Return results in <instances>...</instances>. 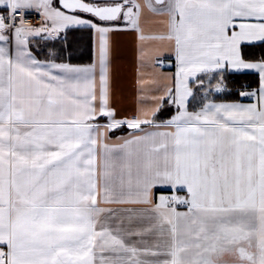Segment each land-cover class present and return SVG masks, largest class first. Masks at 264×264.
<instances>
[{
	"label": "snow or ice",
	"instance_id": "6c2138e0",
	"mask_svg": "<svg viewBox=\"0 0 264 264\" xmlns=\"http://www.w3.org/2000/svg\"><path fill=\"white\" fill-rule=\"evenodd\" d=\"M125 32L175 67L131 114ZM229 70L248 103L213 98ZM0 264H264V0H0Z\"/></svg>",
	"mask_w": 264,
	"mask_h": 264
},
{
	"label": "crops",
	"instance_id": "0c3cea01",
	"mask_svg": "<svg viewBox=\"0 0 264 264\" xmlns=\"http://www.w3.org/2000/svg\"><path fill=\"white\" fill-rule=\"evenodd\" d=\"M84 31V37L74 44L71 50V62L72 63H89L92 55V42L91 37L88 34V30ZM115 45L113 50V71H114V96L113 103L123 114H131L143 101L147 104H151V98L154 95H158L155 91L156 85L151 84V76L149 73H174V57L166 52H161L159 55L165 56L171 59V63L168 59L165 60L164 66L160 67L159 63L155 66L142 65L139 59V52L137 49V43L135 40V33L125 32L114 37ZM42 55V54H41ZM143 73V75H141ZM232 70L225 72V77L228 74H234ZM247 73V72H240ZM143 78L149 83L140 85L137 83L139 79ZM215 83V81H213ZM143 89V91L141 90ZM243 90V89H242ZM241 91V90H240ZM239 91V92H240ZM221 94H214L216 100ZM235 100H239L242 103H248L249 100H244L243 97H239ZM167 103V102H165ZM172 106V105H171ZM198 106V100H190L189 109L192 110ZM173 112L175 106H172ZM128 129L127 125L122 126L120 129ZM130 130V129H128ZM111 135V134H110ZM128 135V134H126ZM126 135H117L126 136ZM112 136V135H111Z\"/></svg>",
	"mask_w": 264,
	"mask_h": 264
},
{
	"label": "trees",
	"instance_id": "16d2710c",
	"mask_svg": "<svg viewBox=\"0 0 264 264\" xmlns=\"http://www.w3.org/2000/svg\"><path fill=\"white\" fill-rule=\"evenodd\" d=\"M254 77L249 73H234L228 74L225 77V81L227 84V90L225 93H222L217 97V99L221 100H235L239 97V91L243 89V85L249 84L251 86H255L253 83ZM173 114V108L171 105L165 103L161 110L157 113L158 120H164L169 118ZM130 132L128 129H119L113 130L110 134L112 136L117 135H126Z\"/></svg>",
	"mask_w": 264,
	"mask_h": 264
},
{
	"label": "built area",
	"instance_id": "2783aa9c",
	"mask_svg": "<svg viewBox=\"0 0 264 264\" xmlns=\"http://www.w3.org/2000/svg\"><path fill=\"white\" fill-rule=\"evenodd\" d=\"M244 100H248V99H246V98H243Z\"/></svg>",
	"mask_w": 264,
	"mask_h": 264
}]
</instances>
